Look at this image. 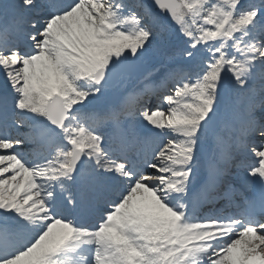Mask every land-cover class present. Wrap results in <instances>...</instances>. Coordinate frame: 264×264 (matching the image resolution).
I'll use <instances>...</instances> for the list:
<instances>
[{"label": "snow or ice", "instance_id": "1", "mask_svg": "<svg viewBox=\"0 0 264 264\" xmlns=\"http://www.w3.org/2000/svg\"><path fill=\"white\" fill-rule=\"evenodd\" d=\"M0 264H264V0H0Z\"/></svg>", "mask_w": 264, "mask_h": 264}]
</instances>
